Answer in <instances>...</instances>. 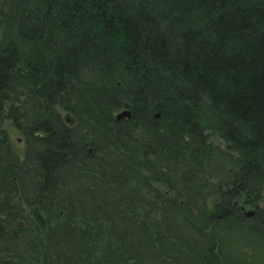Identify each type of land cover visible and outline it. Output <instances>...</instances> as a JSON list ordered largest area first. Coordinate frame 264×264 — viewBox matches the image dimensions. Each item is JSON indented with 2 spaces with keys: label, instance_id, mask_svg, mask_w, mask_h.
I'll use <instances>...</instances> for the list:
<instances>
[{
  "label": "trees",
  "instance_id": "trees-1",
  "mask_svg": "<svg viewBox=\"0 0 264 264\" xmlns=\"http://www.w3.org/2000/svg\"><path fill=\"white\" fill-rule=\"evenodd\" d=\"M259 242L264 0H0V264H234Z\"/></svg>",
  "mask_w": 264,
  "mask_h": 264
},
{
  "label": "rangeland",
  "instance_id": "rangeland-1",
  "mask_svg": "<svg viewBox=\"0 0 264 264\" xmlns=\"http://www.w3.org/2000/svg\"><path fill=\"white\" fill-rule=\"evenodd\" d=\"M8 135H9L10 145L13 146L14 148H16L17 150L21 151V149L23 148V145L21 143L22 142L21 136L12 130L9 131ZM245 211H248V209H246ZM217 218L219 219V218H221V216L220 217L217 216ZM234 231H237L239 233V235L236 233L234 234L235 235V236H233L234 241L236 240L238 243H240V242L242 243V241H244V244L248 245L249 247H252L253 243L256 239L254 237V235L259 234L260 228L254 227V229H253L254 234H252V235H248L247 233H245L243 231V229L240 230V229L236 228ZM240 236H243V238ZM260 245L264 246V243H260ZM246 251H247L246 253L243 250L240 252H235L234 255H236V257H235L236 260H234V264H264V248H263L262 253L259 256H256L252 250L246 249ZM246 254L252 255L251 259L249 257H247Z\"/></svg>",
  "mask_w": 264,
  "mask_h": 264
},
{
  "label": "water",
  "instance_id": "water-1",
  "mask_svg": "<svg viewBox=\"0 0 264 264\" xmlns=\"http://www.w3.org/2000/svg\"><path fill=\"white\" fill-rule=\"evenodd\" d=\"M126 118H130V111L128 109H125L124 111H122L116 115V119H118V120H122V119H126ZM253 215H254V211H252V210L245 212L246 217H250Z\"/></svg>",
  "mask_w": 264,
  "mask_h": 264
}]
</instances>
